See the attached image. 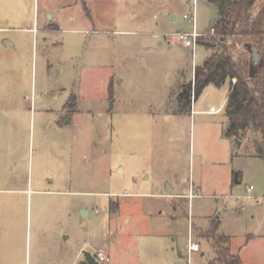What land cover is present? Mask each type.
I'll return each instance as SVG.
<instances>
[{
	"label": "rangeland",
	"instance_id": "374dc122",
	"mask_svg": "<svg viewBox=\"0 0 264 264\" xmlns=\"http://www.w3.org/2000/svg\"><path fill=\"white\" fill-rule=\"evenodd\" d=\"M194 1L26 0L18 18L0 7V264L32 260L36 231L48 239L50 228L58 252L87 241L110 264H185L193 215L203 236L220 215L244 263L264 264V160L250 138L225 135L229 82L184 106L178 98L182 75L190 80L209 53L177 36L193 30L184 15ZM64 3L50 28L48 5ZM195 16L201 37L213 35L216 5L196 0ZM229 47L256 66L246 39ZM10 175L20 181L6 182ZM59 178L70 193L44 191L61 189L49 185ZM189 189L201 194L191 214ZM119 203V214L108 211Z\"/></svg>",
	"mask_w": 264,
	"mask_h": 264
},
{
	"label": "trees",
	"instance_id": "16d2710c",
	"mask_svg": "<svg viewBox=\"0 0 264 264\" xmlns=\"http://www.w3.org/2000/svg\"><path fill=\"white\" fill-rule=\"evenodd\" d=\"M208 1L216 5L218 17L211 26L214 34L200 37L198 44L209 54L194 67L193 79L183 85L179 100L184 106L193 97L198 98L208 85L220 87L229 82L225 135L240 140L250 138L253 155L264 160V0ZM234 37L246 39L250 48L256 46V66L250 60L233 58L229 41ZM217 228L218 218L214 217L204 234L218 253L216 261L242 264L240 257L229 251V237L218 234Z\"/></svg>",
	"mask_w": 264,
	"mask_h": 264
},
{
	"label": "crops",
	"instance_id": "0c3cea01",
	"mask_svg": "<svg viewBox=\"0 0 264 264\" xmlns=\"http://www.w3.org/2000/svg\"><path fill=\"white\" fill-rule=\"evenodd\" d=\"M25 2H26V0H14V1H12V0H0V7L2 8L1 9L2 10V14H5V11H3V10H7L6 8L14 7L13 12H12V10L10 12H8L9 17H15V18L20 17L19 15L24 13L23 10L25 8ZM67 5H68L67 3L61 4L60 6H56V5L53 6L51 4L48 5L45 13H49L50 11H52L51 12L52 15L49 14V17H50L49 23L51 24L50 28L52 27V25H57L58 23L61 22V17H62V14H63L62 13L63 8L67 7ZM38 20H39V17H37V21ZM5 42L8 45H12L13 44L12 42L7 41V40ZM208 54H207V56H208ZM196 65H198V64L193 63V65L191 67L192 72H191L190 80L186 79L185 76L182 75V78L180 79V83H179V89L180 90L178 92V98H179V95L182 92L183 85L189 83L192 80L193 70H194V67ZM181 103L182 102L180 101V105H181ZM71 120H72V118H71ZM17 122H18L17 119H15V118L11 119V123L12 124L14 123L13 125H16L15 123H17ZM58 125L60 127H62L64 124H63V122H62V124L59 122ZM19 181H20V179H19V177L17 175H15V176L14 175H10V176H8V178H6V182H9V183H18ZM36 181H37L38 184H40L39 180H36ZM33 182H35V181L33 179H31L30 183L32 184ZM52 184H56L58 186L60 184H62L61 186H59V188H61V189H59V190H51V188H49V189H46L44 191L47 192V193H50V194H59V195L67 194V193L71 192L69 189H70V184H72V183L67 181L66 178H64V179L63 178H59L57 182H55V180H51L50 179L49 180V185H52ZM63 185H65L64 188H62ZM63 189H65V190H63ZM173 190H174V188H172V187L169 188V191H173ZM2 191H4V190H0V192H2ZM10 191L11 192H15V193H24L27 190H25L24 188H19V189H13L12 188V189H10ZM192 191H193V194H194L193 197L189 196L190 195V189H189V192L187 194H184V195L181 194L186 199H188V202H189V213L188 214H191V211H190L191 210L190 209L191 208V202L195 201L196 198L201 196V194H195L194 189ZM78 193H82V194L87 193V194H90L92 196L97 194L96 192H86V191H79ZM177 195H180V194H177ZM177 197H179V196H177ZM177 201H179L178 198H176L175 204H176ZM179 203H180V201H179ZM174 209L176 210L177 206H175ZM82 210H84V213H85L83 216H86L89 213V211L87 210V208L85 206H82L81 211ZM108 211L111 212L113 215L119 214L120 203L118 205V209L115 212L111 211V207L110 206L108 208ZM34 212L37 215H39V214L41 215V213L38 211V209L35 210ZM46 212H50V211H45V213ZM217 216L219 217L217 233L220 234V235H225V236L229 237L228 247H229L230 253L238 255L240 257V260H241L242 264H245L241 254H240L241 247L239 249H237V247L233 246L234 235H232L231 233L226 232V231L223 230L222 219H221L220 215H217ZM194 217L195 216L193 215L192 227H191L190 230H191L192 233H193V228L195 229V231H197L195 238L197 237V239L199 241H201V245H203L202 249L200 248L199 251L194 252V253H198V255L201 257L200 262H198L196 264H221L220 261L219 262L216 261V259L218 258V253H217L216 249L212 246L211 241L208 238H206L205 236H203L202 233H200L201 232L200 231V227L201 226H200V224H197L195 222V218ZM190 218H191V216H190ZM206 227L209 228L210 224L207 225ZM201 228H203V227H201ZM49 230H52L51 231L52 232V236L48 237V239H41L39 234H38L40 232V230L36 231L35 236L37 235V237H35L34 248H35L37 253H36L35 257L32 260L27 261L26 264H82V262L85 259V255H84L85 251H89L90 253H92L93 256H95L96 253L100 252V251L105 253V254H107L109 256V261L108 262H98V264H110V261H111L110 254L105 252V250L102 249V246L95 245V244L90 245L89 243H87V241H85L83 243V246H81L80 249H76V250L67 249V250H63V251L58 252L57 251V244H56L57 243L56 235H55L53 229L50 228ZM85 232L88 234V232H89L88 229L85 230ZM244 234L247 236V238H250L253 235L252 233H244ZM111 235H114V233H111ZM69 238H70L69 235H65V239H69ZM203 239H205V241ZM204 243H206L207 246H205ZM87 247L90 248V250H83V248H87ZM108 248H109L108 249L109 251L110 250H116L117 249V243H113L112 246L110 245V246H108ZM112 264H121V263H120V260H114V262ZM175 264H179V263H175Z\"/></svg>",
	"mask_w": 264,
	"mask_h": 264
},
{
	"label": "built area",
	"instance_id": "2783aa9c",
	"mask_svg": "<svg viewBox=\"0 0 264 264\" xmlns=\"http://www.w3.org/2000/svg\"><path fill=\"white\" fill-rule=\"evenodd\" d=\"M196 0L194 1L192 5V10L184 15V18L192 21L194 23L193 30L191 32H184L182 30H179L177 36L178 38L183 42V44L187 47H192L194 50L196 49L198 39L202 36L201 33H198L196 30ZM210 33L214 34V29L211 28ZM253 186L251 185L249 189H252ZM190 197H193V191L190 189ZM200 250V244L199 242L195 241L193 233L190 230V241L186 250V255H185V264H192V255L194 252ZM95 258L98 262H108L109 261V256L103 252H97L95 255Z\"/></svg>",
	"mask_w": 264,
	"mask_h": 264
},
{
	"label": "water",
	"instance_id": "95a60500",
	"mask_svg": "<svg viewBox=\"0 0 264 264\" xmlns=\"http://www.w3.org/2000/svg\"><path fill=\"white\" fill-rule=\"evenodd\" d=\"M252 50V56H253V61L255 62H258V59H259V54H258V51H257V48L256 46H252L251 48ZM238 141L239 144H241V141L239 139H236ZM237 174H236V181H238V178H237ZM84 210H82V215H84ZM84 255H85V259L84 261L82 262V264H98V261L96 260L95 256L92 255V253H90L89 251H85L84 252Z\"/></svg>",
	"mask_w": 264,
	"mask_h": 264
}]
</instances>
